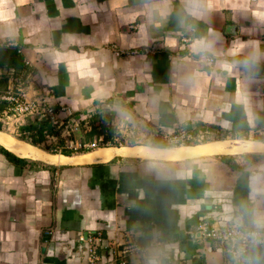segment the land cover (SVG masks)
I'll use <instances>...</instances> for the list:
<instances>
[{"label": "crops", "instance_id": "obj_1", "mask_svg": "<svg viewBox=\"0 0 264 264\" xmlns=\"http://www.w3.org/2000/svg\"><path fill=\"white\" fill-rule=\"evenodd\" d=\"M237 39L264 50V0H0V42L20 60L0 68L2 91L50 89L76 121L70 148L93 149L50 163L0 143V264H231L199 226L264 229V58L225 70ZM94 126L112 142L82 141ZM155 144L171 147L118 151ZM102 148L117 151L93 160Z\"/></svg>", "mask_w": 264, "mask_h": 264}, {"label": "built area", "instance_id": "obj_2", "mask_svg": "<svg viewBox=\"0 0 264 264\" xmlns=\"http://www.w3.org/2000/svg\"><path fill=\"white\" fill-rule=\"evenodd\" d=\"M12 41L0 42V51L15 47ZM132 54H136L133 52ZM205 61L212 63V59ZM33 93V94H32ZM52 92L46 87L34 88L32 84H26V81L16 80L8 85L4 91L0 90V101L7 103L6 108L2 111L1 116L6 120L8 129L14 127L18 132L17 126L24 123L25 118L47 120L59 136H53L50 139L55 140L60 138L71 137L76 121L70 118H64L67 113L65 107H61L56 111L52 105ZM70 119V120H69ZM68 120V121H67ZM19 121H21L19 123ZM5 122V121H4ZM18 137L20 134H17ZM183 133L180 137H175L176 143H185ZM115 142H120V137L116 136ZM70 146L73 147V140L69 139ZM105 140L101 138L92 144V148H98L105 145ZM106 145L108 143L106 142ZM201 233L210 240H214L225 246L226 252L229 255L231 264H249L251 252L254 249L264 250V229H246L237 224H231L224 227L208 225L203 223L199 226ZM91 253L95 254L93 248ZM142 248L137 245H124L121 250L122 257L129 255L140 254ZM98 258L90 257V262H98ZM121 264H126L123 260Z\"/></svg>", "mask_w": 264, "mask_h": 264}, {"label": "trees", "instance_id": "obj_3", "mask_svg": "<svg viewBox=\"0 0 264 264\" xmlns=\"http://www.w3.org/2000/svg\"><path fill=\"white\" fill-rule=\"evenodd\" d=\"M20 64V60H19V56L18 53L15 49L13 48H8V49H2L0 51V68H10L13 70H16L17 68H19ZM2 87H0V90ZM6 89H3V91ZM7 103L4 101H0V130H7L8 129V125L6 123V120L3 119V117L1 116L2 111L6 108ZM5 121V122H4ZM21 121H19L20 123ZM24 123H20L19 127L17 126L18 132L17 134L19 135V139L24 140L32 145L35 146H40L42 145L43 142H45L47 139H49L50 137L53 136H59V132H56L54 130V128L52 127V125L47 121V120H38V119H31L30 117L25 118L23 120ZM103 127V126H102ZM92 132L90 133L91 137H96L97 139L100 136H104L105 139L104 140H111L113 139V130L109 129L107 130V132H105L103 130V128H101V130L98 129L97 126H94L92 128ZM18 136V135H17ZM58 144L59 146H64V140L62 138H58ZM112 144V143H111ZM186 145H196L198 144L197 141H190V142H186ZM155 147H171L168 145H164V144H155L153 145ZM38 148V147H37ZM0 149L4 152L7 153V151H5L2 147H0ZM45 151H47L48 153L51 154H63L66 156H71L73 154L76 153H82V152H89L93 149H82V150H68L65 147H62V149H60L59 151L53 148H49V147H45L44 148Z\"/></svg>", "mask_w": 264, "mask_h": 264}, {"label": "bare ground", "instance_id": "obj_4", "mask_svg": "<svg viewBox=\"0 0 264 264\" xmlns=\"http://www.w3.org/2000/svg\"><path fill=\"white\" fill-rule=\"evenodd\" d=\"M15 138V137H14ZM13 137L6 135L4 133L0 132V143L7 147L10 151H12L15 154H19L20 156H24L26 158H32L35 160H40L44 162H50L54 163L60 162V158H58L56 155H53L51 153H48L46 151H43L37 147H33L32 145H29L28 143L24 141H19L14 139ZM220 143H209L206 145H202V150L203 151H213V149H217L220 147ZM251 147L252 145L250 143H246L243 146H240L238 148H235V151H242L246 147ZM254 147V146H253ZM115 148H102L98 151H96L94 154L91 155V158L93 160L98 159V158H110L112 157L113 154L116 153ZM121 153H126L130 155H150V156H155L159 153H162V150L158 149H149L145 147H133V148H125L122 150H118ZM231 151V150H230ZM197 152L194 151H187L186 154L182 156H175V158H183V157H189V156H195L197 155Z\"/></svg>", "mask_w": 264, "mask_h": 264}, {"label": "clouds", "instance_id": "obj_5", "mask_svg": "<svg viewBox=\"0 0 264 264\" xmlns=\"http://www.w3.org/2000/svg\"><path fill=\"white\" fill-rule=\"evenodd\" d=\"M226 55L233 59L230 62H225V70L238 67L244 72H249L264 58V50L260 48L259 43L256 41H242L237 39L232 42Z\"/></svg>", "mask_w": 264, "mask_h": 264}, {"label": "rangeland", "instance_id": "obj_6", "mask_svg": "<svg viewBox=\"0 0 264 264\" xmlns=\"http://www.w3.org/2000/svg\"><path fill=\"white\" fill-rule=\"evenodd\" d=\"M5 133H7L9 136H11V137H15V139H17V140H20L19 138H18V136H17V131H16V129L14 128V127H11L10 129H7V130H3ZM131 136H133V134H131ZM138 137V135H136V137L134 138V139H136ZM92 137H91V135L89 134V135H85L84 136V138L82 139V141H89L90 139H91ZM69 139H71V140H73L75 143H76V139L74 138V137H68V138H63V140H64V146H62V147H65L66 149H68V150H82V149H84V147H79V146H77V148L75 149V148H70L69 146H70V141H69ZM133 138H130V139H128L129 141H128V143L129 142H132V143H135V145H145V144H149L150 142L149 141H147V139H144V138H142L141 136L140 137H138L136 140H134ZM49 141L47 142V143H44V144H42V145H40L39 146V148H41V149H44L45 147H49V148H53V149H55V147H56V150H60V149H62V147L61 146H59V142H58V139L57 140H52V139H48ZM206 141V139L203 141V142H205ZM137 142V143H136ZM75 147H76V144H75ZM88 147V146H87Z\"/></svg>", "mask_w": 264, "mask_h": 264}, {"label": "water", "instance_id": "obj_7", "mask_svg": "<svg viewBox=\"0 0 264 264\" xmlns=\"http://www.w3.org/2000/svg\"><path fill=\"white\" fill-rule=\"evenodd\" d=\"M0 132H2V133H4V134H6V135H8L7 133H5V132H3V131H1L0 130ZM15 139V138H14ZM17 140V139H16ZM19 141H24V140H19ZM26 142V141H25ZM28 143V142H27ZM30 144V143H29ZM264 144V143H263ZM1 145V144H0ZM30 145H32V144H30ZM33 147H37V146H35V145H32ZM4 147V146H3ZM142 147H145V148H149V149H157L156 147H153V146H150V145H146V146H142Z\"/></svg>", "mask_w": 264, "mask_h": 264}]
</instances>
